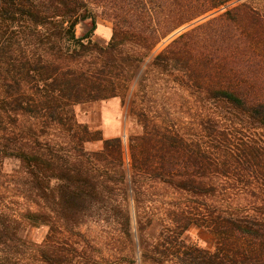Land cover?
I'll list each match as a JSON object with an SVG mask.
<instances>
[{
	"label": "trees",
	"instance_id": "16d2710c",
	"mask_svg": "<svg viewBox=\"0 0 264 264\" xmlns=\"http://www.w3.org/2000/svg\"><path fill=\"white\" fill-rule=\"evenodd\" d=\"M227 1L0 0V264L81 260L87 255L82 226L103 217L127 241L136 238L139 264H264V195L254 212H239L226 192L237 185L230 175L264 187L262 146L236 140L210 115L199 122L205 140L145 118L125 159L120 137L103 138L73 111L127 88L143 54H126L124 45L150 50ZM98 13L113 22L104 45L93 39ZM79 24L85 25L81 35ZM152 62L181 72L207 111L237 113L264 128L260 11L240 3L194 24ZM93 140L102 147L85 150L83 143ZM5 159L18 167L5 172ZM155 202L163 216L150 214L148 203ZM23 223L46 226L49 246L31 249L18 241ZM191 224L214 233V250L181 238Z\"/></svg>",
	"mask_w": 264,
	"mask_h": 264
},
{
	"label": "rangeland",
	"instance_id": "374dc122",
	"mask_svg": "<svg viewBox=\"0 0 264 264\" xmlns=\"http://www.w3.org/2000/svg\"><path fill=\"white\" fill-rule=\"evenodd\" d=\"M240 3H245L264 14V0H229L219 8L206 13L191 24L164 38L150 50L140 49L131 42L124 45L123 52L126 54L133 55V50L143 54V60L139 63L127 88L121 90L120 95L115 97L76 104L73 107L76 120L81 124H86L91 131H100L103 138L120 137L125 159L128 156L129 138L143 132L145 118L160 122L169 129L178 131L187 139L205 140L199 122L200 118L210 115L218 122V125L229 126L232 129V136L236 140L244 138L250 142L258 143L264 148V128L254 126L244 116L237 113L221 117L215 111H207L199 98L185 85V78L181 72H165L152 62L153 57L182 30L221 14ZM112 27V20L98 13L93 39L101 45L106 44L112 33ZM84 30L85 25L79 24L76 27V34L81 35ZM137 56L140 57V54ZM54 134H58V131H55ZM52 137L56 138L54 135ZM83 147L87 151L99 150L102 147V142L99 140L87 141L83 143ZM17 167L16 161L5 159L3 162L5 172L10 173ZM230 176L236 178L237 185L226 192H230L235 199L236 210L254 212L253 209L258 206L254 202H257L259 193L264 195V187L256 189L257 185L250 177ZM247 181L254 183L255 187L249 186L250 183L246 184ZM157 193L160 194V192ZM158 198L164 200L165 196ZM177 198L179 202L189 201L185 197ZM204 199L206 200V198ZM148 204H150V214L163 216L162 211L159 210L160 203ZM10 207L17 208L15 205H10ZM103 218H105L103 222L97 224L88 222L82 226L81 239H83L87 255L83 259L73 260L69 264H139L141 253L136 238L133 237V242L127 241L122 237L118 224H112L109 217ZM47 231L46 226L35 228L23 223L18 234V241L26 242L31 249L36 246H49L46 238ZM148 232L153 236L157 234V230L154 228H150ZM181 238L187 244L210 251L214 250L216 245L214 233L210 229L196 224H191L181 234ZM58 241L63 245L64 240L59 239Z\"/></svg>",
	"mask_w": 264,
	"mask_h": 264
}]
</instances>
